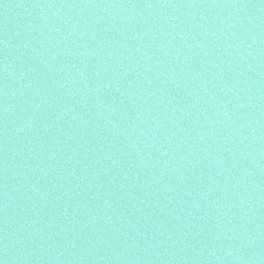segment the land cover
I'll return each instance as SVG.
<instances>
[{
    "label": "water",
    "instance_id": "1",
    "mask_svg": "<svg viewBox=\"0 0 264 264\" xmlns=\"http://www.w3.org/2000/svg\"><path fill=\"white\" fill-rule=\"evenodd\" d=\"M4 264H264V0H0Z\"/></svg>",
    "mask_w": 264,
    "mask_h": 264
},
{
    "label": "snow or ice",
    "instance_id": "2",
    "mask_svg": "<svg viewBox=\"0 0 264 264\" xmlns=\"http://www.w3.org/2000/svg\"><path fill=\"white\" fill-rule=\"evenodd\" d=\"M0 264H4V262L2 260H0Z\"/></svg>",
    "mask_w": 264,
    "mask_h": 264
}]
</instances>
